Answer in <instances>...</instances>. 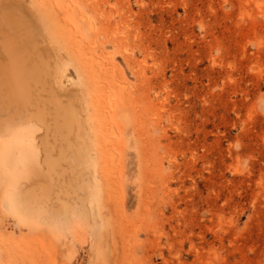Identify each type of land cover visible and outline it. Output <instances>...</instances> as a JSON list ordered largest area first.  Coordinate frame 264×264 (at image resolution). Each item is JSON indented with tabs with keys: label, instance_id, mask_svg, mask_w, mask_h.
<instances>
[{
	"label": "rangeland",
	"instance_id": "1",
	"mask_svg": "<svg viewBox=\"0 0 264 264\" xmlns=\"http://www.w3.org/2000/svg\"><path fill=\"white\" fill-rule=\"evenodd\" d=\"M4 12L82 111L51 176V132L0 103V264H264V0H0Z\"/></svg>",
	"mask_w": 264,
	"mask_h": 264
},
{
	"label": "bare ground",
	"instance_id": "2",
	"mask_svg": "<svg viewBox=\"0 0 264 264\" xmlns=\"http://www.w3.org/2000/svg\"><path fill=\"white\" fill-rule=\"evenodd\" d=\"M11 12H4L0 15V103L5 106L7 111L15 109V114L22 109L30 112L35 122L44 125L48 132H51L54 145L59 148V150L55 148L58 153L54 154L53 148L51 149V145L49 146L47 142L48 140L44 142L41 140V147L44 153V164L48 172L50 175H58L61 162L66 159L67 151L73 147V136L81 133L80 115L82 110H80L81 108L78 109L70 100L62 98L61 93H58L59 91L51 88L52 84L50 87L48 86L47 69L49 64L40 51L36 35L32 29L26 27L22 18ZM12 115L14 114L12 113ZM85 150V157L90 158L88 151ZM81 186H85V184ZM81 190L83 189H80L79 192ZM67 191L69 192V188ZM67 201H59L64 215L68 214L71 208ZM73 203L76 204V202Z\"/></svg>",
	"mask_w": 264,
	"mask_h": 264
}]
</instances>
